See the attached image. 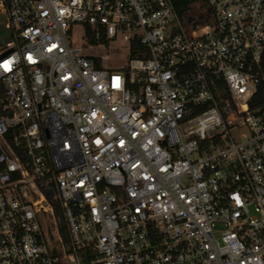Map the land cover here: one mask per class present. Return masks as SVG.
<instances>
[{"label": "built area", "instance_id": "2783aa9c", "mask_svg": "<svg viewBox=\"0 0 264 264\" xmlns=\"http://www.w3.org/2000/svg\"><path fill=\"white\" fill-rule=\"evenodd\" d=\"M0 16V264H264V0ZM77 25L136 54L108 67Z\"/></svg>", "mask_w": 264, "mask_h": 264}, {"label": "rangeland", "instance_id": "374dc122", "mask_svg": "<svg viewBox=\"0 0 264 264\" xmlns=\"http://www.w3.org/2000/svg\"><path fill=\"white\" fill-rule=\"evenodd\" d=\"M3 26V27H2ZM9 32L5 26H0V45L5 46L6 41L9 38L4 40V36ZM73 43L78 46H82L84 52L87 55L96 56L100 58V61L108 67L119 68L125 66L129 63L130 52H129V43L123 40L122 36H119L116 40H105L94 42L91 46V43H88L84 35L83 26L77 25L75 27V32L73 35ZM244 134H249V129L247 127H241L238 130V136L242 137ZM47 222L49 226L53 225V218L50 214L47 215Z\"/></svg>", "mask_w": 264, "mask_h": 264}, {"label": "trees", "instance_id": "16d2710c", "mask_svg": "<svg viewBox=\"0 0 264 264\" xmlns=\"http://www.w3.org/2000/svg\"><path fill=\"white\" fill-rule=\"evenodd\" d=\"M196 1H199V0H174V3H175V6L177 7V9H179V10H183V9H186L189 5H191L192 3H194V2H196ZM3 17L2 16H0V26L2 25V22H3ZM3 27V26H2ZM90 38H91V40L93 41V42H97V39H92L93 38V34L89 31L88 32V34H87ZM6 38H9V36L8 35H5L4 36V40L6 39ZM9 40V39H8ZM7 40V41H8ZM103 40V38H101L100 39V41H102ZM6 41V42H7ZM2 42H0V44H1ZM136 54V49L135 48H133V50H131V53H130V55H131V57L132 56H134ZM258 99L259 100H264V91L263 90H261V94H259V96H258Z\"/></svg>", "mask_w": 264, "mask_h": 264}]
</instances>
